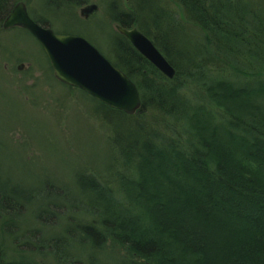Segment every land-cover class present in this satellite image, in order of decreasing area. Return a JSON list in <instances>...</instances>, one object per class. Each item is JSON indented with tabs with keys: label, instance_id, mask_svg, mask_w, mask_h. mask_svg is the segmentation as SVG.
I'll return each mask as SVG.
<instances>
[{
	"label": "trees",
	"instance_id": "obj_1",
	"mask_svg": "<svg viewBox=\"0 0 264 264\" xmlns=\"http://www.w3.org/2000/svg\"><path fill=\"white\" fill-rule=\"evenodd\" d=\"M172 1L184 11L188 22L199 28L200 35L194 41L184 33V24L170 21L169 15L160 9L148 14L143 8L140 17L134 11V21L149 36L150 27L170 25L161 40L158 34H152L159 41L155 45L175 67L173 79L162 75L134 47L126 46V50L111 38L115 65L140 90L143 108L139 113L145 108L155 110L173 123L165 130L137 129L141 124L133 119L132 124L125 122L129 124L125 133L110 132V145L136 176L133 182H120L117 186L128 207L124 209L117 201L109 204L111 198L107 193L98 191L92 183L90 187L86 183L85 189L97 190V199L93 198L89 207L83 205L81 209L82 201L60 202L65 207L61 214L57 210L59 203L37 202L39 196L45 197L42 189L22 191L2 187L0 264H66L73 251L69 245L72 241L79 246L95 247L97 251L112 249L114 255L125 261L123 264H181L185 260L190 264H264V209L255 219L251 215L244 218L241 211L239 216L233 214L250 194L252 185L242 183L235 175L233 180L216 176V167L220 173L239 171L234 161L238 153L245 160L253 155L249 165L255 167L251 172L260 170L256 164L264 165L258 160H264V0ZM12 3L13 0H0V24ZM130 15L133 12L127 11V21L120 18L124 26L131 25ZM144 18L151 21L147 24ZM39 23L45 25L42 20ZM178 29L187 46L177 44ZM118 38L121 43V37ZM187 79L200 93L192 95L187 91ZM205 136L210 138L204 140ZM220 136L223 140H234L241 151L238 147L235 153L221 147L217 143ZM259 139L261 143L256 141ZM254 142L263 145V149L258 147L260 153L247 150L249 143L255 147ZM212 144L216 149L211 147L212 152L218 153L221 160L216 167L198 153ZM113 155L111 151V158ZM253 158H258L257 162ZM183 168L189 190L168 175L184 180L180 174ZM261 204L264 207V195ZM67 206L73 207L72 214ZM203 208L211 217L216 214L215 219L226 217L218 222L224 232L216 238L215 252L211 258L205 254L206 259L199 258L202 247H198L197 237L188 236L185 219L179 217ZM74 210H82L84 214L76 215ZM50 214L57 215L54 223L44 219ZM184 234L191 240L190 248L183 240ZM72 255L77 257L73 258L77 263L68 264H99L88 262L85 252L82 256L74 252Z\"/></svg>",
	"mask_w": 264,
	"mask_h": 264
},
{
	"label": "rangeland",
	"instance_id": "obj_2",
	"mask_svg": "<svg viewBox=\"0 0 264 264\" xmlns=\"http://www.w3.org/2000/svg\"><path fill=\"white\" fill-rule=\"evenodd\" d=\"M20 2L26 7L28 17L33 19L40 27L50 29L57 35L73 37L75 35L84 40L86 39L92 48L108 59L116 68L118 67L112 59L116 58L111 47L113 45L111 44V38H114V41H117L115 43L120 44L122 47H134L139 55L156 67L149 57L133 45L129 37L118 30L117 26L127 30L135 28L138 32L144 34L159 54L172 66L158 44L155 45L159 41L154 39V34H152V32L158 34L161 40L165 37L164 31L169 30L170 25L165 23L166 26L160 25L159 29L150 27L151 36L145 34L139 24L134 21L136 19L135 13L137 17H140L143 8H146L148 14L150 11L156 13L159 9L166 12L170 17V21L184 24V33L190 36L193 41L200 35L199 28L188 22L184 11L172 0H13L15 4ZM13 3L7 15L13 11ZM94 4L96 5L95 10L89 13L88 16L81 13L83 8ZM127 11H132L134 15H130L131 25L124 26L125 22H122L120 18L127 21L129 19V16L125 17ZM7 15L0 24V189H3L2 187L22 191L42 189L45 197L39 196L37 202L59 204L60 202L72 204L83 202L80 209L83 205L86 208L89 207L92 199H97L98 191H105L107 196L111 198L108 201L109 204L117 201V203L124 206V209L127 208L128 203L123 199L117 186L120 182H133L132 180L136 176L130 170L129 165H124L122 157L110 145V132L125 133L128 130L127 126L130 123L132 124L133 119L141 124V127H136L137 129L156 128L165 130L173 126L172 121L167 116L151 109L145 108L140 112L141 114L139 113V110L143 108L140 90L137 88L135 81L129 78L121 68L128 79H131L134 83L140 100L139 107L133 113L109 106L99 99L96 101L94 97L84 92L77 85L64 84L58 81L43 46L38 44L36 39L25 31V28L20 25L3 27ZM148 19L144 18L147 24L151 21ZM40 20L45 25L39 23ZM178 33L180 39L178 38L177 44L187 46L188 42L185 43L184 39L181 40L179 29ZM115 36L117 37L115 38ZM118 37H121V43ZM188 41L190 44L192 43L190 40ZM125 49L127 50V47ZM21 64L24 66L20 70L17 69ZM172 68H174V78L175 67L172 66ZM156 69L159 70L158 67ZM160 73L167 77L163 71H160ZM167 78L173 79L171 77ZM186 81L185 85L190 94L200 93L195 84L188 79ZM108 109L116 110L117 113ZM244 110L246 111V108ZM226 133L230 135L229 131H226ZM209 138V136H205L204 140ZM224 140H229V142ZM224 140L221 136L217 137V143L222 144L221 147L224 146L234 153L237 152L236 147L241 151V146L234 145V140L227 138ZM240 140L242 141V139ZM256 141L261 143L260 139ZM254 144L255 147L249 143L247 150L250 152L255 150V153L259 148L263 149V145L256 142ZM211 147L215 149V145L212 144L209 148L206 147L210 152L204 149L206 152L199 150L198 153L204 154L206 158L212 161L210 165L213 164L216 167V163L221 161L220 155L215 151L212 152ZM111 151L112 155L115 153L112 158ZM258 152L260 153V151ZM251 157L247 160L243 158L247 161L244 162L240 157V153H238L234 161L239 171L233 169L232 172L221 171L220 173L216 167V176L223 180H233V175H235L241 179L242 183L245 181L244 183L252 185L250 194L247 193L242 204H240L242 206L235 210L233 214L239 216L241 211L244 218L251 215L253 217L250 218L255 219L260 217L259 212L264 209L261 204L264 195V165L259 166L256 164L260 169L259 172L255 170L251 172L255 167L249 165ZM257 159L253 158L252 160L257 162ZM258 160L264 162L262 159ZM185 173L186 169L180 170V174L184 178ZM168 175L182 188L190 189L186 178L183 180L180 177L177 178V175L169 173ZM86 183L89 187L92 183V186H95L98 191L94 190L93 187L85 189ZM253 188L256 189L253 190ZM224 197H227V195ZM223 200L227 201L226 199ZM253 201L256 202L253 203ZM59 204L57 206L61 207H58L57 210L60 212L65 207L62 206L63 204ZM67 210L71 213L73 207L67 206ZM74 212L77 213L76 215L84 214L82 210L78 212L74 210ZM207 212L208 210L203 208L201 211H194L191 215L187 212L179 215V217L185 219L187 225L185 231L188 232V236H191V238L192 236L197 237L198 247H202L200 250L198 248L200 251L199 258L203 259H206V255L211 258L214 254V243H217L216 238L221 235V232H224L223 228L218 226V222L220 219L222 221L226 218L224 215L217 216L216 220V214L211 217ZM44 219L49 223H54L57 215L50 214ZM186 237V235L183 236V240L186 246L190 248L191 240H187ZM69 245L73 246V248H70L73 251L68 249L69 253L71 251L72 254L74 252L75 255L82 256L85 252L88 255L86 259L88 262H92V260L99 264L102 262L104 264H112L113 262L123 264L125 262L121 261L120 255H114L112 249L97 251L95 247L79 246L74 244L73 241L69 242ZM72 254H66L69 255L67 260L77 263L75 261L77 257ZM117 258H119V262L115 261ZM185 261L181 264H190L189 261ZM69 262H66V264Z\"/></svg>",
	"mask_w": 264,
	"mask_h": 264
},
{
	"label": "water",
	"instance_id": "obj_3",
	"mask_svg": "<svg viewBox=\"0 0 264 264\" xmlns=\"http://www.w3.org/2000/svg\"><path fill=\"white\" fill-rule=\"evenodd\" d=\"M96 5L83 8L81 13L88 16ZM21 26L38 39L46 51L55 77L62 83L79 86L96 100L129 113L139 107L137 89L131 79L120 69L114 67L90 43L78 36L57 35L50 29L40 27L28 17L23 3L14 6L7 15L3 27ZM123 35L129 37L134 46L155 64L167 77L173 78L174 68L159 54L155 46L137 29H124L117 26ZM21 64L17 69H21Z\"/></svg>",
	"mask_w": 264,
	"mask_h": 264
},
{
	"label": "bare ground",
	"instance_id": "obj_4",
	"mask_svg": "<svg viewBox=\"0 0 264 264\" xmlns=\"http://www.w3.org/2000/svg\"><path fill=\"white\" fill-rule=\"evenodd\" d=\"M169 1H171V0H169ZM17 4H15V3H13V5L12 6H16ZM25 31H27L29 34H31L32 35V37L34 38V39H36V41L38 42V44H40V42L38 41V39L35 37V35H33L32 33H31V31L29 32L27 29H25ZM41 45V44H40ZM95 99V98H94ZM97 101V100H96Z\"/></svg>",
	"mask_w": 264,
	"mask_h": 264
}]
</instances>
